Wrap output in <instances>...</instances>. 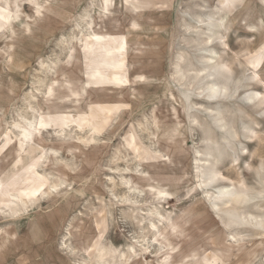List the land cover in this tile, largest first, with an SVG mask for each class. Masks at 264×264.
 Returning <instances> with one entry per match:
<instances>
[{
  "label": "rangeland",
  "instance_id": "1",
  "mask_svg": "<svg viewBox=\"0 0 264 264\" xmlns=\"http://www.w3.org/2000/svg\"><path fill=\"white\" fill-rule=\"evenodd\" d=\"M0 181V264H264V0H0Z\"/></svg>",
  "mask_w": 264,
  "mask_h": 264
},
{
  "label": "bare ground",
  "instance_id": "2",
  "mask_svg": "<svg viewBox=\"0 0 264 264\" xmlns=\"http://www.w3.org/2000/svg\"><path fill=\"white\" fill-rule=\"evenodd\" d=\"M220 27H221V24L219 25ZM208 40L210 41L211 40V36L209 35L208 36ZM215 55H216V53H215ZM211 61H215V59H210ZM217 63V62H216ZM220 65V64H219ZM223 67H225L227 64H221ZM201 73H203V71L201 72ZM199 75V74H198ZM256 75V74H255ZM258 76V75H257ZM256 77V76H255ZM259 77V76H258ZM262 84V83H261ZM211 90H212V92L213 91H216L219 87H218V85H216V84H212V85H210V87H209ZM211 92V93H212ZM261 95V93H259V92H255L253 95H251L250 96V100H254L255 98H259V96ZM262 97V96H261ZM28 126H32V123L31 122H29L28 123ZM59 186V184L58 183H54V184H52V186L50 187V191L53 189V188H57ZM57 190H58V188H57ZM225 191H229L230 190V188H226V189H224ZM52 192V191H51ZM23 203H24V205L25 206H28V203L27 202H25V201H23ZM67 246V245H66Z\"/></svg>",
  "mask_w": 264,
  "mask_h": 264
},
{
  "label": "crops",
  "instance_id": "3",
  "mask_svg": "<svg viewBox=\"0 0 264 264\" xmlns=\"http://www.w3.org/2000/svg\"><path fill=\"white\" fill-rule=\"evenodd\" d=\"M1 183H2V181H0V184H1ZM0 213H1V214H5V212H2V211H1ZM5 215H6V214H5Z\"/></svg>",
  "mask_w": 264,
  "mask_h": 264
}]
</instances>
